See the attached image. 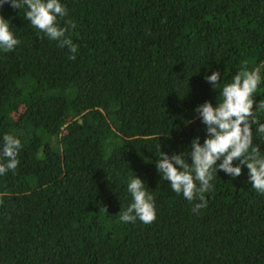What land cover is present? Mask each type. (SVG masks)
<instances>
[{
  "label": "trees",
  "instance_id": "obj_1",
  "mask_svg": "<svg viewBox=\"0 0 264 264\" xmlns=\"http://www.w3.org/2000/svg\"><path fill=\"white\" fill-rule=\"evenodd\" d=\"M60 2L75 59L26 7H0L20 41L0 50V148L5 134L22 145L0 175V264H264V194L246 165L236 178L217 170L199 214L155 166L159 150L203 144L195 108L218 103L242 67H260L253 108L264 101V0ZM134 176L154 197L152 224L120 220Z\"/></svg>",
  "mask_w": 264,
  "mask_h": 264
},
{
  "label": "clouds",
  "instance_id": "obj_2",
  "mask_svg": "<svg viewBox=\"0 0 264 264\" xmlns=\"http://www.w3.org/2000/svg\"><path fill=\"white\" fill-rule=\"evenodd\" d=\"M5 3L17 10L26 7L24 18L49 39L58 41L59 46L67 47L72 53L70 59L76 58L78 47L65 35L69 28H75V23L68 21L66 27L57 26V18L67 15V8L60 0H0V7ZM19 43L10 29L9 21L0 15V50L12 51ZM205 80L216 90L220 85L221 74L213 71L211 75L205 76ZM260 83V67L251 71L247 66L242 67L231 83L222 86V99L218 103L205 101L195 108L206 126L203 144L197 136L190 142V151L169 155L159 150V158L155 161L157 172L162 180L168 181L173 192L182 194L189 202L199 201L193 205V212L199 214L201 209L207 207L205 193L214 189L211 182L218 169L236 178L241 175L240 165H246L251 187L264 194V154L260 153L256 145L253 147L252 131V126L256 125L257 136H264V123L256 116L257 112H264V101H259L253 108V97ZM2 139L0 155L6 162H0V175L9 170L15 172L22 147L20 139L13 134H5ZM186 156L190 157V162ZM234 160H238L239 164L234 166ZM127 190L132 202L120 214V220L124 223H135L137 219L144 224L155 222L154 197L147 191L144 181L134 176Z\"/></svg>",
  "mask_w": 264,
  "mask_h": 264
}]
</instances>
